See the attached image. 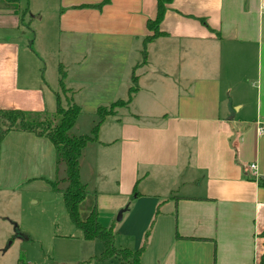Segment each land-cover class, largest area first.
<instances>
[{
	"label": "crops",
	"instance_id": "crops-1",
	"mask_svg": "<svg viewBox=\"0 0 264 264\" xmlns=\"http://www.w3.org/2000/svg\"><path fill=\"white\" fill-rule=\"evenodd\" d=\"M104 1L21 0L16 13L0 0V109L47 113L44 58L27 53L34 33L26 26L35 21L37 39L58 48L57 84L63 66L79 118L96 122L99 107L127 100L135 73L131 103L103 122L82 158L101 223L114 225L117 247L138 249L159 212L142 264H261L264 0H173L144 64L157 0L97 6ZM55 177L48 138L11 131L0 141V194H8L0 198V264H119L92 260L102 243L68 226L61 232L55 215L33 231L14 229L10 193L39 188L54 209ZM29 240L34 253L23 246Z\"/></svg>",
	"mask_w": 264,
	"mask_h": 264
},
{
	"label": "trees",
	"instance_id": "trees-1",
	"mask_svg": "<svg viewBox=\"0 0 264 264\" xmlns=\"http://www.w3.org/2000/svg\"><path fill=\"white\" fill-rule=\"evenodd\" d=\"M172 1L157 0L156 15L147 22L148 30L152 35H148L145 38L142 64L147 62L148 44L164 35L160 30V25L164 20L168 5ZM1 2L9 6L14 12H20L21 0H1ZM109 2L110 0H105L97 6L101 7ZM66 75L64 67L61 66L59 79L61 94L66 96L70 92L71 97L63 99L61 94H57V108L52 117L46 116V113L37 114L21 110L0 109V141L11 131L32 133L39 137L48 138L56 150V177L55 180L50 182L52 190L62 194L69 216L73 224L82 230L84 239L89 241L99 240L103 245L102 253L92 260L106 262L117 259L119 264H142V257L149 246L150 237L159 212H156V219L152 221L149 229L144 234L142 245L138 249L119 248L116 245L117 233L114 225L107 227L100 221L97 193L91 191L81 178V163L86 148L89 144L98 141L100 127L103 122L109 116L116 114L117 108L131 103L133 96L138 91V77L135 73L133 74V85L129 90L127 100H118L110 105L99 107L97 110V121L91 134L76 136L71 134V130L81 115L82 108L76 103L72 90L66 86ZM64 100L66 104H64ZM260 183L264 185L263 178L260 179ZM90 195L94 197L91 209L83 217L81 207ZM178 238L181 237L178 236ZM261 264H264V257L261 260Z\"/></svg>",
	"mask_w": 264,
	"mask_h": 264
},
{
	"label": "rangeland",
	"instance_id": "rangeland-1",
	"mask_svg": "<svg viewBox=\"0 0 264 264\" xmlns=\"http://www.w3.org/2000/svg\"><path fill=\"white\" fill-rule=\"evenodd\" d=\"M31 12L32 11L30 10V14ZM29 16L27 17L29 18ZM45 18L46 16H41L39 20L41 21V20H44ZM38 23L39 22L35 21L30 27L26 26L28 28L27 30H33V33H34V34L30 33L31 37H30V42L27 46V53H32L35 56H41L44 58L45 68H44L43 75L46 80V85L48 84V86H46L45 88L46 97L48 101V109L45 115L52 117L55 114V111L57 108V105H56L57 104V100H56L57 94H61L60 86L57 84L58 74H57L56 66H55L56 62L60 59V56H59V52H58V48L56 47V44L52 43L53 41H51L50 39L49 40L41 39L40 37L39 39H37V35L35 36V34L37 33V30H38L37 29L39 25ZM23 51H25L24 48H23ZM133 59H132V62H133ZM139 73L140 71H136L137 75ZM61 95L63 99H65L66 97H71L70 92H68L66 96H64L63 94ZM64 104H66L65 100H64ZM130 112H132L131 108L130 109L128 108L125 110V113H130ZM32 118L34 117L32 116ZM79 120H80L79 124L77 123L75 125V127L71 130V134L76 135V136L83 135V134L90 135L94 127L95 121L92 123V119L87 115L79 118ZM95 120L97 121V117ZM97 158L98 156H96V159ZM19 188L20 189L17 191H14V193H10V196L12 199L10 213L13 214L15 220H18V221H14L13 223L14 229L17 230L18 228H21V230H24V231H27V230L33 231L34 228L37 227L38 220H41L42 221L41 223L49 224L51 222L50 218H53L52 216L55 215L58 217V224H59L58 228L60 229L61 232H63L62 230H64V228L68 226L69 229L67 230H74V231H79L80 233H83L81 229L77 228L73 224L69 216V213L67 211V208L65 206V203L63 201V196L61 193H60L61 204H59L57 207L52 209L47 200L45 191L39 188L28 187L27 184L19 186ZM6 195L8 194H0V198L2 197L6 198L5 197ZM38 198H41L42 202L34 203V200ZM93 198L94 197L90 195L87 198V200L83 203L81 207V212H82L83 217H85L89 213ZM117 220H118V217H117ZM11 222L12 221H9V223ZM55 224H57V221ZM55 227L57 228V225ZM16 233L19 234L20 231ZM24 245L25 247L29 248L31 253L35 252V245L32 242V240L25 242L23 246ZM23 250L24 249H22L21 251V249L17 248V251H20V255H19L20 259L27 262L29 261V259L27 258L28 254H27V251L25 252Z\"/></svg>",
	"mask_w": 264,
	"mask_h": 264
},
{
	"label": "built area",
	"instance_id": "built-area-1",
	"mask_svg": "<svg viewBox=\"0 0 264 264\" xmlns=\"http://www.w3.org/2000/svg\"><path fill=\"white\" fill-rule=\"evenodd\" d=\"M258 133H259L260 135H264V123L259 124V126H258ZM250 167H251L252 169H254V168H256V164H251Z\"/></svg>",
	"mask_w": 264,
	"mask_h": 264
},
{
	"label": "water",
	"instance_id": "water-1",
	"mask_svg": "<svg viewBox=\"0 0 264 264\" xmlns=\"http://www.w3.org/2000/svg\"><path fill=\"white\" fill-rule=\"evenodd\" d=\"M123 213H124V209L123 210H120V212L118 214V221H121L122 220Z\"/></svg>",
	"mask_w": 264,
	"mask_h": 264
}]
</instances>
